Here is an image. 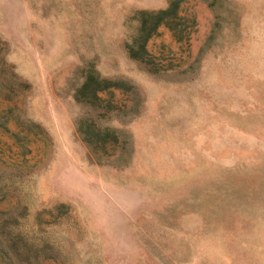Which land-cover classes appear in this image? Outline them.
<instances>
[{"label":"rangeland","instance_id":"374dc122","mask_svg":"<svg viewBox=\"0 0 264 264\" xmlns=\"http://www.w3.org/2000/svg\"><path fill=\"white\" fill-rule=\"evenodd\" d=\"M0 264H264V0H0Z\"/></svg>","mask_w":264,"mask_h":264},{"label":"trees","instance_id":"16d2710c","mask_svg":"<svg viewBox=\"0 0 264 264\" xmlns=\"http://www.w3.org/2000/svg\"><path fill=\"white\" fill-rule=\"evenodd\" d=\"M175 1H170L164 8L157 10H137L131 17L137 19V24L134 26L133 32L130 33L129 39L124 42V47L129 57L138 59L148 65V68L154 70V64L150 60L149 54L146 49V41L149 36L155 31L156 27L163 22L168 23V27L177 33L181 28H175L173 20ZM174 24H171L172 22ZM179 39V38H178ZM115 85L108 79L100 78L92 69H86L80 84L74 89L73 96L76 99L91 102L97 99V91L104 90L109 86ZM78 130L81 132L82 137L88 143L94 142V139L104 140L107 137L106 132L94 129L90 122L81 120L78 123Z\"/></svg>","mask_w":264,"mask_h":264}]
</instances>
